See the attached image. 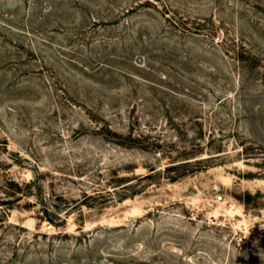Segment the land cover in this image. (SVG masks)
<instances>
[{"label": "rangeland", "instance_id": "obj_1", "mask_svg": "<svg viewBox=\"0 0 264 264\" xmlns=\"http://www.w3.org/2000/svg\"><path fill=\"white\" fill-rule=\"evenodd\" d=\"M0 264H264V0H0Z\"/></svg>", "mask_w": 264, "mask_h": 264}]
</instances>
